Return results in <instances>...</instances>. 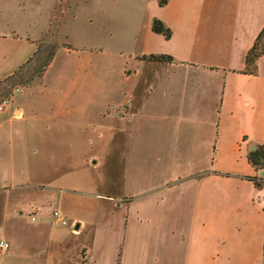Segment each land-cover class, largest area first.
Listing matches in <instances>:
<instances>
[{
    "label": "crops",
    "instance_id": "0c3cea01",
    "mask_svg": "<svg viewBox=\"0 0 264 264\" xmlns=\"http://www.w3.org/2000/svg\"><path fill=\"white\" fill-rule=\"evenodd\" d=\"M26 1L0 0V80L32 55L50 25L49 19L31 33L16 32L5 15L15 17ZM157 1L148 7L138 50L118 56L116 84L109 85L115 103L101 100L104 86L84 82V54L65 49L76 65L40 93V130L60 136L68 152L91 156L76 164L78 172L118 154L110 165L121 171L120 192H98L96 183L86 188L94 211L78 219L57 209L71 223L61 232L39 222L12 232L1 227L8 249L0 264H74L78 250L80 264H264V184L245 180L264 179L246 161L264 146V55L254 74L243 73L264 25V0ZM152 19L169 29L167 40L150 32ZM160 54L171 63L139 59ZM29 89L7 102L18 116L0 122L1 200L25 186L42 187L28 183L23 156L34 152L27 141L37 131Z\"/></svg>",
    "mask_w": 264,
    "mask_h": 264
},
{
    "label": "rangeland",
    "instance_id": "374dc122",
    "mask_svg": "<svg viewBox=\"0 0 264 264\" xmlns=\"http://www.w3.org/2000/svg\"><path fill=\"white\" fill-rule=\"evenodd\" d=\"M151 1L153 0H27L21 11L15 13V17L5 15L6 20L14 21L15 30L20 34L24 31L31 33L45 26L49 19L50 25L37 41V52L30 61L19 70L17 68L11 77L10 74L0 80V122L4 117L18 116L17 113L10 114L12 108L6 101L12 102L13 98L18 100L21 92L30 87L27 102L32 111L31 119L35 121L32 126L37 131L27 141L34 152L23 156L28 162V183L42 186H25L11 192L6 200L0 199V236L1 227L12 232L38 222L43 228L51 227L61 232L67 226H56L52 222V211L63 210L67 215L84 219L94 211V207L87 205V197L90 196L84 193L94 183L98 186V192L113 195L120 192L121 171L116 163L115 166L110 165L111 156L116 161L118 154L106 155L109 162L102 166L96 164L87 172H78L74 169L76 164L91 156L80 157L74 155L76 152H68L62 147L60 136L49 138L40 130L46 115V100L40 93L42 89H54L60 85L62 75H67L64 70L76 65V55H67L63 51L65 49L84 54V82L104 86L101 100L115 103L116 95L111 92L109 85L116 84L118 56L125 57L138 50V38L149 23L148 7ZM3 30H6L4 26ZM53 50L57 51H54L52 66L45 72L48 65L44 70L45 74L43 72L38 77L39 68ZM16 62L17 58L9 61L8 68L13 67ZM24 63L25 61L22 64ZM91 73L94 74L93 78L90 77ZM95 159L97 157L94 154L91 160ZM29 214H35L36 220L32 223L27 220ZM66 221L69 222V219L66 218ZM89 232L90 229L86 228L84 235L80 237L82 244L88 241ZM80 255L82 256V251L78 250L74 264L82 262Z\"/></svg>",
    "mask_w": 264,
    "mask_h": 264
},
{
    "label": "trees",
    "instance_id": "16d2710c",
    "mask_svg": "<svg viewBox=\"0 0 264 264\" xmlns=\"http://www.w3.org/2000/svg\"><path fill=\"white\" fill-rule=\"evenodd\" d=\"M166 0H158L157 5L163 6ZM150 32L156 35H160L163 39L167 40L170 37V31L166 28L159 20L152 19L150 23ZM54 51H51L47 56L46 60L43 62L41 67L38 71V77L44 72L45 68L50 64ZM37 50H35L32 55L25 61L24 64L18 67V70L28 63L32 56L35 55ZM264 55V25L260 28L259 32L257 33L256 37L254 38L253 44L247 50L244 56V74H254L256 67L255 61L258 57ZM144 62H151V63H158V64H169L171 63V57L167 55H148V56H141L139 58ZM15 72H13L9 77H11ZM8 78V77H7ZM6 78V79H7ZM246 161L248 164L254 168L255 171H264V146L257 145L253 150L247 153ZM245 180L250 181L253 183L254 186L258 187L261 184H264L263 178H256V177H245Z\"/></svg>",
    "mask_w": 264,
    "mask_h": 264
},
{
    "label": "built area",
    "instance_id": "2783aa9c",
    "mask_svg": "<svg viewBox=\"0 0 264 264\" xmlns=\"http://www.w3.org/2000/svg\"><path fill=\"white\" fill-rule=\"evenodd\" d=\"M8 101H6L7 103ZM5 104V102H3V105ZM2 108V105L0 106V110ZM52 216V222L56 225V226H67L68 222L66 221V219L64 218V216L57 210H53L51 213ZM30 221H34V217H30L29 218ZM8 249V244L7 242H5L4 240L0 239V252H5Z\"/></svg>",
    "mask_w": 264,
    "mask_h": 264
},
{
    "label": "water",
    "instance_id": "95a60500",
    "mask_svg": "<svg viewBox=\"0 0 264 264\" xmlns=\"http://www.w3.org/2000/svg\"><path fill=\"white\" fill-rule=\"evenodd\" d=\"M262 172H259V174H261Z\"/></svg>",
    "mask_w": 264,
    "mask_h": 264
}]
</instances>
